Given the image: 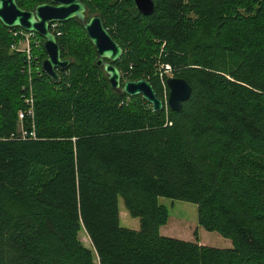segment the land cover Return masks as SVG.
<instances>
[{
  "label": "trees",
  "instance_id": "trees-1",
  "mask_svg": "<svg viewBox=\"0 0 264 264\" xmlns=\"http://www.w3.org/2000/svg\"><path fill=\"white\" fill-rule=\"evenodd\" d=\"M81 1L122 48L114 64L122 83L146 80L164 101L153 59L141 70L164 45L163 62L192 93L180 112L154 113L140 97L112 92L71 20L54 34L68 69L58 83L32 80L37 140L11 139L28 80L0 24V264H264V49L251 42L231 63L212 43L188 51L187 0H164L163 21L162 0L149 17L133 0L96 10ZM16 2L32 10L46 0ZM260 30L264 41V17ZM118 197L138 231L120 226ZM159 198L195 205L198 225L231 248L160 235L169 214Z\"/></svg>",
  "mask_w": 264,
  "mask_h": 264
},
{
  "label": "rangeland",
  "instance_id": "rangeland-1",
  "mask_svg": "<svg viewBox=\"0 0 264 264\" xmlns=\"http://www.w3.org/2000/svg\"><path fill=\"white\" fill-rule=\"evenodd\" d=\"M88 1H91V7L94 10H96V4L102 3L105 5L106 3L105 0ZM244 1L245 0H187V5L191 7L190 10L187 11L189 28L187 50H191L196 47V45L203 46L212 43L215 45L218 53L227 55L228 61L231 63L235 61L242 52L246 53L250 51L248 45L251 42L252 50L261 51L264 49V41L261 38L260 30V24L264 17V0ZM161 3L158 14L159 21H163L162 18L165 16L164 0H162ZM94 15L98 14L93 13L92 16ZM154 50L155 52L151 54L150 59L147 56L142 59L145 65L141 70L147 69V65L150 64L153 59L152 75L156 74L159 77L160 67L162 65H169L163 62V59H166L167 50H165L164 45L160 48H154ZM150 51L152 52V48ZM126 52L130 53L128 48H126ZM227 69L231 70L232 68L230 66ZM175 73L171 67V72L167 73V78H177ZM66 77L67 79L70 78L69 75ZM68 83H70V80L64 83V85L54 88V91L68 89L70 87ZM26 94L27 92L25 89L22 95H20L22 101L23 95ZM160 94L163 100L166 99L168 94L167 87L166 89L160 87ZM22 103L21 105H24L23 109H25L26 106L24 102ZM16 120H14L15 131L12 133H19L21 130L29 128V124H21ZM117 203L120 226L128 230L138 231L139 220L129 216L121 197H118ZM158 204L164 206L169 214L166 225L159 229L160 235L188 242H195L197 240L199 245L216 249L231 247L230 240L223 238L217 232H207L198 225L195 205L165 198H159ZM79 240L85 248L91 249L89 239L83 231L79 233Z\"/></svg>",
  "mask_w": 264,
  "mask_h": 264
},
{
  "label": "water",
  "instance_id": "water-1",
  "mask_svg": "<svg viewBox=\"0 0 264 264\" xmlns=\"http://www.w3.org/2000/svg\"><path fill=\"white\" fill-rule=\"evenodd\" d=\"M138 13L149 17L155 12L153 0H133ZM75 20L83 29L93 46L96 60L94 66L102 69L109 89L119 95L140 97L146 101L154 113H159L165 106L173 112H180L182 105L192 93L191 87L179 78H167L169 91L166 102L162 101L146 80L127 81L122 83L121 74L114 66L122 55V48L114 41L104 28L100 16H87V8L81 0H46L32 10L22 9L16 0H0V24L6 29L20 28L36 33L43 39L46 58L42 62V71L53 83L59 82L58 71L68 69L70 59H62L56 37L50 31V24H64Z\"/></svg>",
  "mask_w": 264,
  "mask_h": 264
},
{
  "label": "built area",
  "instance_id": "built-area-1",
  "mask_svg": "<svg viewBox=\"0 0 264 264\" xmlns=\"http://www.w3.org/2000/svg\"><path fill=\"white\" fill-rule=\"evenodd\" d=\"M59 24L60 23L50 24V31L53 35L55 33L59 34L57 33L59 30ZM8 33L12 40L11 45L9 47V51L14 54L22 55L24 64L20 72L22 75L26 76L28 80V86L26 88L27 94L23 95L22 97L26 107L25 109L19 110L17 112V120L21 124L22 123L29 124L28 129L21 130L19 133L12 134L10 138L15 139L17 141H36L37 136L35 133V114H34V100H33L34 92L32 87V80L38 79L42 75H45L42 71V62L44 60L42 59V54L45 55V51L43 47V39L40 36H38L36 33L27 32L20 28L8 29ZM169 72H171V67L169 65H162L160 67V74L158 79H159V85L163 89H166L167 87L166 80H167V73ZM22 90H25V88H23ZM168 94H167V98H168ZM167 98L164 99V102H166ZM125 102H126L125 104H127L129 102V98H127Z\"/></svg>",
  "mask_w": 264,
  "mask_h": 264
},
{
  "label": "crops",
  "instance_id": "crops-1",
  "mask_svg": "<svg viewBox=\"0 0 264 264\" xmlns=\"http://www.w3.org/2000/svg\"><path fill=\"white\" fill-rule=\"evenodd\" d=\"M228 248H231V247H227V248H225V249H228Z\"/></svg>",
  "mask_w": 264,
  "mask_h": 264
},
{
  "label": "bare ground",
  "instance_id": "bare-ground-1",
  "mask_svg": "<svg viewBox=\"0 0 264 264\" xmlns=\"http://www.w3.org/2000/svg\"><path fill=\"white\" fill-rule=\"evenodd\" d=\"M128 97V96H127ZM130 98V97H129Z\"/></svg>",
  "mask_w": 264,
  "mask_h": 264
}]
</instances>
